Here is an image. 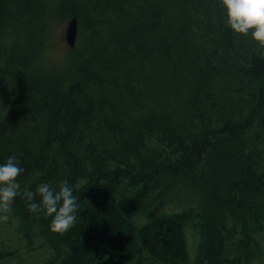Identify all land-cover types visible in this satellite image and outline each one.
Wrapping results in <instances>:
<instances>
[{
  "label": "trees",
  "instance_id": "16d2710c",
  "mask_svg": "<svg viewBox=\"0 0 264 264\" xmlns=\"http://www.w3.org/2000/svg\"><path fill=\"white\" fill-rule=\"evenodd\" d=\"M75 16L62 65L54 30ZM10 156L14 210L53 264H187L195 219L196 264H234L238 231L264 232V49L220 0H0V165ZM64 180L79 207L60 235L23 193Z\"/></svg>",
  "mask_w": 264,
  "mask_h": 264
},
{
  "label": "clouds",
  "instance_id": "9594fccd",
  "mask_svg": "<svg viewBox=\"0 0 264 264\" xmlns=\"http://www.w3.org/2000/svg\"><path fill=\"white\" fill-rule=\"evenodd\" d=\"M226 13L227 26L233 33L250 36L260 49H264V0H220ZM24 172L20 161L15 156L8 157L0 165V221H7L12 211L15 198L20 195L18 177ZM73 187L64 180L59 190L51 185L40 184L35 191H27L23 196L28 202V209L33 214L44 212L53 217L51 231L60 235L75 226L77 220V198ZM39 196V201L36 197Z\"/></svg>",
  "mask_w": 264,
  "mask_h": 264
},
{
  "label": "rangeland",
  "instance_id": "374dc122",
  "mask_svg": "<svg viewBox=\"0 0 264 264\" xmlns=\"http://www.w3.org/2000/svg\"><path fill=\"white\" fill-rule=\"evenodd\" d=\"M70 19L71 18H67L66 21L60 23L54 30L55 43L58 46L53 49V52L56 53V57L62 59L60 60L61 62H64L63 55L69 51V46L65 42L64 35ZM68 60L69 57L64 63L58 61L55 62L65 65ZM164 208L166 211H172L171 207H163L158 211H149L145 215L141 214V216L138 217V221L141 223L151 221L157 216L156 213L162 211ZM14 209L15 207L13 204L12 211L8 213V220L0 221V250L11 252L13 254L7 259L0 260V264L55 263V255L51 248L52 245L42 236L40 226L38 224L24 223ZM204 222L205 221L202 219H195V221H193L184 232L186 243L184 248L187 247L186 252L188 254L187 264H196L198 262V259H196L197 255L201 256L203 254L201 247L205 242H202L203 238L201 235L203 234V229L201 227ZM243 232H245L244 228H241L238 231V235L232 238L235 241L232 244L236 245V241H238V244L235 247H238L240 250L234 248L232 244H230L228 250L233 255L229 260H236V263L234 264H264V232L257 236L250 234L249 231L246 233ZM255 238L258 240L256 243L254 242ZM251 240L255 243V251L242 250L239 241H243L242 244L247 246L245 242ZM189 251L191 259H189ZM242 251L244 254H242ZM216 261L219 264H224L223 260L218 259Z\"/></svg>",
  "mask_w": 264,
  "mask_h": 264
},
{
  "label": "water",
  "instance_id": "95a60500",
  "mask_svg": "<svg viewBox=\"0 0 264 264\" xmlns=\"http://www.w3.org/2000/svg\"><path fill=\"white\" fill-rule=\"evenodd\" d=\"M78 33H79L78 18L75 16L69 20L67 27H66L65 36H64L66 44L70 48H74L76 46ZM96 249L98 252L99 250L98 246L96 247Z\"/></svg>",
  "mask_w": 264,
  "mask_h": 264
},
{
  "label": "bare ground",
  "instance_id": "6f19581e",
  "mask_svg": "<svg viewBox=\"0 0 264 264\" xmlns=\"http://www.w3.org/2000/svg\"><path fill=\"white\" fill-rule=\"evenodd\" d=\"M146 182V181H145ZM103 186V185H102Z\"/></svg>",
  "mask_w": 264,
  "mask_h": 264
}]
</instances>
